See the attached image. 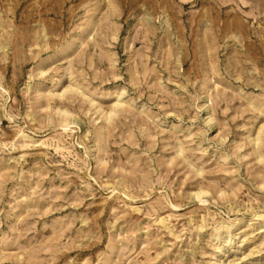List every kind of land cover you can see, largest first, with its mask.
<instances>
[{"label":"rangeland","instance_id":"rangeland-1","mask_svg":"<svg viewBox=\"0 0 264 264\" xmlns=\"http://www.w3.org/2000/svg\"><path fill=\"white\" fill-rule=\"evenodd\" d=\"M0 264H264V0H0Z\"/></svg>","mask_w":264,"mask_h":264},{"label":"bare ground","instance_id":"bare-ground-1","mask_svg":"<svg viewBox=\"0 0 264 264\" xmlns=\"http://www.w3.org/2000/svg\"><path fill=\"white\" fill-rule=\"evenodd\" d=\"M67 114H68V113H67ZM76 117H77V116H76ZM74 120H75V119H74ZM71 121L73 122V119H71ZM68 123H69V122H68ZM73 123H74V122H73ZM65 125H66V124H65ZM68 125H69V124H68ZM68 125L64 126V127H66L65 131L68 130V128L70 129V126L67 128ZM64 127H63V129H64Z\"/></svg>","mask_w":264,"mask_h":264}]
</instances>
